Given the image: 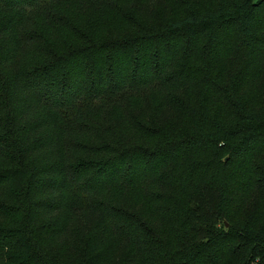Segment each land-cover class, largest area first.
I'll use <instances>...</instances> for the list:
<instances>
[{"label": "trees", "instance_id": "trees-1", "mask_svg": "<svg viewBox=\"0 0 264 264\" xmlns=\"http://www.w3.org/2000/svg\"><path fill=\"white\" fill-rule=\"evenodd\" d=\"M0 264H264V0H0Z\"/></svg>", "mask_w": 264, "mask_h": 264}]
</instances>
